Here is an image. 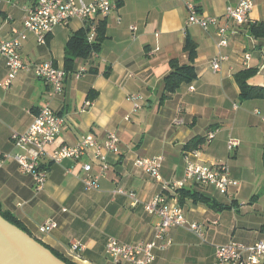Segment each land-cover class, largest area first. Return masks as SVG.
<instances>
[{"label":"crops","instance_id":"obj_1","mask_svg":"<svg viewBox=\"0 0 264 264\" xmlns=\"http://www.w3.org/2000/svg\"><path fill=\"white\" fill-rule=\"evenodd\" d=\"M118 1V10L107 18L93 19L95 36L99 21L106 19L107 38L96 56L76 61L63 93L53 95L52 86L35 75L34 66L53 61L65 70L67 42L84 28L83 21L55 27L45 44L28 33L21 49L27 68L9 85V71L0 54V153L26 154L13 144L12 135L25 134L46 104L64 120L50 151L76 145L87 135L101 144L109 132L120 138L118 153L102 149L104 162L95 151L61 164L44 159L48 179L41 191H36L31 175L6 160L0 169V212L15 217L29 235L75 264H129L107 256V240L126 244L153 240L157 218L145 206L164 194L183 209L189 222L203 225L204 236L201 239L187 228L170 229L172 245L156 248L155 264H215L217 246L251 245L264 238V99H241L236 80L238 73L254 69L249 84L264 87V39L249 32V25L264 21V0H255L249 24L235 29L228 46L221 49L217 26L205 30L188 23L187 3L193 2L200 15L222 20L227 8L240 0ZM33 2L0 0V41L15 30L25 31L27 8ZM188 40L197 45L194 61L185 51ZM219 55L226 59L215 71L212 61ZM173 59L180 65L192 64L197 77L163 98ZM82 68L88 72L75 76ZM134 93L143 96L137 111L127 100ZM88 101L92 106L84 109ZM231 137L240 141L234 151L227 146ZM200 139L205 142L195 149L199 155L194 161L205 167L225 163L240 183L229 195L199 184L184 188L196 197L164 186L184 178L185 154L195 151L186 146ZM157 156L164 157L163 182L136 165L139 158ZM84 163H91L95 173L102 164L108 166L97 190L87 189L81 180ZM117 188L134 193L136 202L114 194ZM46 221H55L58 227L41 233L39 227ZM74 242L84 247L80 260L71 258Z\"/></svg>","mask_w":264,"mask_h":264},{"label":"built area","instance_id":"obj_2","mask_svg":"<svg viewBox=\"0 0 264 264\" xmlns=\"http://www.w3.org/2000/svg\"><path fill=\"white\" fill-rule=\"evenodd\" d=\"M13 1V0H8ZM255 0H240L235 6H229L225 15L221 18L203 16L198 13L193 2L187 3L189 11V24H196L207 30L212 26H217L219 37V49L228 46L229 38L238 27L249 24L250 13L254 7ZM118 0H35L27 8V16L24 22V32L14 31L8 39L0 41V54L4 57L6 67L11 80L22 70L27 68V64L21 55V49L28 38V33L36 36L41 44L46 43V35L51 33L57 26L68 27L74 19L83 21L84 26L91 25L88 41L95 39V29L93 19L95 17L107 18L113 11L119 8ZM133 30L134 27L132 28ZM92 53V56H96ZM250 55L246 56L248 60ZM225 56H217L212 61V68L219 71ZM35 75L52 86V94L63 93L65 81L68 73L57 66L53 61H45L34 66ZM88 69L82 68L75 72L77 77L83 76ZM194 90V87H191ZM127 100L133 104L137 111L142 107L143 96L134 93L128 96ZM92 106V101L85 104L87 109ZM128 119V118H126ZM180 122H182L180 120ZM64 120L52 109L50 104H46L36 115L35 120L25 134L14 133L12 135L13 144L26 151L23 153H0V169L6 160L15 161L22 173L31 175L34 180L36 191L44 188L48 179V170L44 164V159H49L52 163L61 164L66 160L79 161L90 151H95L96 156L104 162L102 149L109 152L118 153L120 138L115 132H109L106 141L101 144L93 135L83 137L79 143L73 146L61 145L52 151L53 146L61 132ZM209 138H214V133L209 134ZM228 150L234 151L240 146V141L231 137L228 140ZM199 151H190L185 154L186 169L184 178L172 184L164 183L165 187L173 190L183 189L187 186L199 184L202 186H213L221 194L229 195L230 190L239 186V181L231 176L230 170L225 163H216L211 167H205L194 161L193 157L198 156ZM164 157H143L136 161V165L144 168L146 173L154 180L163 182L161 168ZM107 164H102L99 173H95L91 163H84L81 170V180L89 190L99 188L100 178L107 169ZM71 172V170H69ZM114 194L127 195L135 200L134 193H128L121 188L113 191ZM146 211L157 218L154 225V239L136 244L121 243L115 238H109L106 243L107 256L119 263L121 261L129 264H155L156 248L167 249L172 245V239L168 231L172 228H187L192 233L203 239V225L197 222H189L183 209L172 203L164 194H159L146 204ZM217 223V222H215ZM58 227L55 221H46L40 225L41 233L47 234ZM83 246L77 242L70 247L71 258L80 260L82 258ZM215 264H264V238L258 242L246 245L241 243H230L228 245L216 247Z\"/></svg>","mask_w":264,"mask_h":264},{"label":"trees","instance_id":"obj_3","mask_svg":"<svg viewBox=\"0 0 264 264\" xmlns=\"http://www.w3.org/2000/svg\"><path fill=\"white\" fill-rule=\"evenodd\" d=\"M90 27L91 25L88 24L86 27L84 26V28L71 34L65 48V56H64V68L67 73L74 70L75 63L78 59H85V60L89 59L92 53L98 54L102 50L103 43L107 38L106 19L99 21L96 29L97 34L95 36L94 41L92 42L88 41ZM249 32L251 36H253L256 39H264V21L256 22L254 24L249 25ZM185 51L189 53L190 60L194 61L197 54L196 43L192 40H188L185 46ZM170 66H171V72L164 79L165 95L163 98H166L168 95L174 94L182 84L190 83L197 77L195 67L192 64L180 65L177 59H173L170 62ZM255 74H256V70L248 69L236 75V80L241 91L240 92L241 99L243 100L260 99V98L264 99V87L252 86L248 82L249 79L252 78ZM204 142L205 139L191 141L186 146V149L187 150L198 149L204 144ZM263 161H264V144H263ZM176 191H181L182 193H188V195H192L196 197V194H191L192 193L191 191H187L184 188L178 189ZM0 214L5 220L17 226L24 232H26V230L22 228L20 222L15 217L7 213L0 212ZM40 243L44 245L42 242ZM45 247L51 250L47 246ZM51 252H53V254L56 257H58L66 264H75L72 261H70L68 258L63 257L52 250Z\"/></svg>","mask_w":264,"mask_h":264},{"label":"water","instance_id":"obj_4","mask_svg":"<svg viewBox=\"0 0 264 264\" xmlns=\"http://www.w3.org/2000/svg\"><path fill=\"white\" fill-rule=\"evenodd\" d=\"M0 264H66L0 214Z\"/></svg>","mask_w":264,"mask_h":264}]
</instances>
